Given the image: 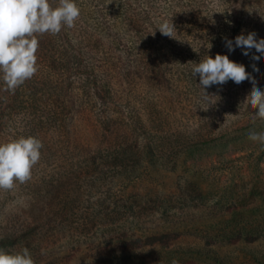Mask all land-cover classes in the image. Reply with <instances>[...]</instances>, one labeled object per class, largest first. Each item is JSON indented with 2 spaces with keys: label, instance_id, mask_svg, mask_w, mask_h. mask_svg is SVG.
<instances>
[{
  "label": "rangeland",
  "instance_id": "1",
  "mask_svg": "<svg viewBox=\"0 0 264 264\" xmlns=\"http://www.w3.org/2000/svg\"><path fill=\"white\" fill-rule=\"evenodd\" d=\"M74 2L84 20L189 22L196 42L213 33L264 39V0ZM237 19L251 26L218 27ZM244 51L218 54L243 64L264 92V56ZM5 88L0 73V144L25 137L31 116L13 108L19 89ZM252 88V79L213 85L211 105L160 92L159 112L113 106L107 129L74 82L65 120L28 132L46 139L31 180L0 190V249L27 248L35 264H264V145L248 139L264 121L245 104Z\"/></svg>",
  "mask_w": 264,
  "mask_h": 264
},
{
  "label": "trees",
  "instance_id": "2",
  "mask_svg": "<svg viewBox=\"0 0 264 264\" xmlns=\"http://www.w3.org/2000/svg\"><path fill=\"white\" fill-rule=\"evenodd\" d=\"M250 24L237 19L218 27L239 31ZM160 25L149 19H78L74 27L65 26L57 35H38V72L18 87L13 105L31 111L25 137L32 136L28 132L46 133L59 119L65 120L72 108L69 89L74 82L81 106H87L107 129L116 114L113 106L156 114L160 111L156 102L160 92L177 91L193 101L203 98L199 74L196 77L192 74L193 63H200L207 55L215 59L228 49L227 41L233 42L236 52L240 49L235 46L237 36L213 33L196 42L185 33L186 29L194 28L192 23L173 24L176 30L173 38L161 34ZM195 52L198 60L188 61ZM46 73L47 81L42 79ZM44 140L40 141L44 144Z\"/></svg>",
  "mask_w": 264,
  "mask_h": 264
},
{
  "label": "clouds",
  "instance_id": "3",
  "mask_svg": "<svg viewBox=\"0 0 264 264\" xmlns=\"http://www.w3.org/2000/svg\"><path fill=\"white\" fill-rule=\"evenodd\" d=\"M80 11L74 0H59L57 7H52L49 0H0V73L6 91L14 92L38 72V35H57L65 26L74 27ZM159 31L173 38L176 30L173 24L165 21ZM226 46L229 51L235 50L232 41H227ZM235 46L248 50L255 48L260 56H253L254 60L264 56V39L257 41L255 33L237 36ZM243 54L248 56L249 51ZM192 74L195 77L199 74L203 100L209 105L217 97L208 95L207 88L230 80L239 85L252 79L253 88L245 104L256 109L255 117L264 121V92L256 86L243 64L231 61L227 55L217 54L215 59L207 56L200 63H193ZM248 139L264 145V132L250 131ZM43 147V143L32 136H21L0 144V190H13L17 184L30 181ZM0 264H35V261L27 248L16 254L0 249Z\"/></svg>",
  "mask_w": 264,
  "mask_h": 264
}]
</instances>
